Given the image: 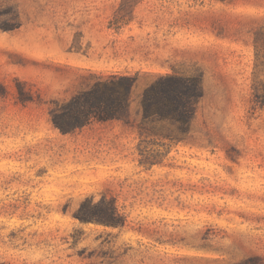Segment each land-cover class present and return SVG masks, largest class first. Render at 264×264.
<instances>
[{
	"label": "rangeland",
	"instance_id": "rangeland-1",
	"mask_svg": "<svg viewBox=\"0 0 264 264\" xmlns=\"http://www.w3.org/2000/svg\"><path fill=\"white\" fill-rule=\"evenodd\" d=\"M173 69L202 73L204 98L185 133L142 135L141 92ZM137 72L129 121L54 126L99 76ZM103 197L125 225L80 218ZM249 258L264 264V0H0V264Z\"/></svg>",
	"mask_w": 264,
	"mask_h": 264
},
{
	"label": "trees",
	"instance_id": "trees-1",
	"mask_svg": "<svg viewBox=\"0 0 264 264\" xmlns=\"http://www.w3.org/2000/svg\"><path fill=\"white\" fill-rule=\"evenodd\" d=\"M140 81V72L135 74L115 73L108 78L99 76L92 85L78 91L69 101L51 110L54 126L62 133H75L93 122L113 120L129 121L133 94ZM204 98L203 75L200 72L186 74L176 69L159 73L145 86L139 98L143 125L141 134L154 132L145 127L150 122L177 124L185 133L192 123L197 106ZM166 133L163 136L168 137ZM170 139L181 141L182 137ZM80 218L108 226H123L126 217L106 197L97 203L84 206ZM88 207V208H87ZM240 264H257L249 258Z\"/></svg>",
	"mask_w": 264,
	"mask_h": 264
}]
</instances>
